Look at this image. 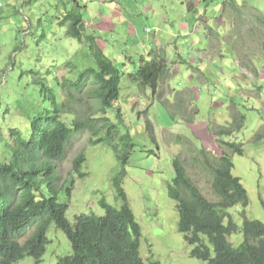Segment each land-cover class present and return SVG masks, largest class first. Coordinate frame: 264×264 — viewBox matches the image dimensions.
I'll list each match as a JSON object with an SVG mask.
<instances>
[{"label":"rangeland","instance_id":"374dc122","mask_svg":"<svg viewBox=\"0 0 264 264\" xmlns=\"http://www.w3.org/2000/svg\"><path fill=\"white\" fill-rule=\"evenodd\" d=\"M246 1L243 15L247 19L238 21L234 28L233 14L221 6V1L204 7L202 0H0V128L4 134L9 127L26 133L29 117L48 106V99L42 98L40 93V81L51 87L60 99L57 78L64 75L66 67L67 78L71 80H76L84 69L94 67L87 37H94L95 44L124 73L119 100L107 111V116L120 123L122 132L130 130L134 144L122 189L142 231L140 254L145 264H204L192 256L193 246L177 230L176 202L168 196V185L174 177L173 160L179 157L203 195L212 202L217 201L201 176L200 164L193 168V158L204 150L210 155L221 154L226 149L220 140L233 141L244 148L243 155L232 156V174L240 178L246 189L248 206L236 205L226 212L239 227L243 223V212L248 219L264 223V55L259 50L264 41V0ZM236 2L242 5L244 0ZM71 10L80 11L86 22L82 42L66 35L68 21L61 24ZM203 19L204 24L207 20L213 30L222 33L221 37H240L236 43V59L241 68L250 71L249 79L256 83L250 100L239 106V113L244 116L243 125L230 137L215 134L219 125L232 124L234 116L230 109L231 121L225 112L224 118L218 98L214 102L205 98L200 106L195 105L198 120H195L197 115L190 118L188 106L184 114L174 116L175 93L194 86L184 72L175 69L171 81L159 84L155 94L147 90L145 97L140 96L126 76L134 69L129 58L148 57L156 38L216 37L209 31L210 36H207ZM241 47L246 52L241 51ZM245 53L254 60L249 68L241 58ZM160 94L163 102L159 101ZM117 108L122 114L121 122L116 119ZM211 114L214 121H202ZM236 118L238 125L239 117ZM147 122L152 126L155 141L148 136ZM204 131L209 140L195 136ZM89 139L87 131L77 134L67 145L64 159L57 163L61 183L73 180L71 197L64 199L68 205L66 218L70 222L80 214L104 215L101 199L116 209L122 204L112 185V179L121 171L113 150L99 144L92 146ZM3 154H6L5 148L0 145V157ZM80 154L85 157L81 172L86 176L83 177L72 170L73 161ZM47 237L49 244L40 262L26 257L15 264H55L58 257L70 252L66 235L53 225ZM229 241L237 246L242 235H231Z\"/></svg>","mask_w":264,"mask_h":264},{"label":"trees","instance_id":"16d2710c","mask_svg":"<svg viewBox=\"0 0 264 264\" xmlns=\"http://www.w3.org/2000/svg\"><path fill=\"white\" fill-rule=\"evenodd\" d=\"M202 1L204 7L221 1V6L233 14L234 28L238 21L247 19L243 15L246 0L242 5L236 0ZM251 18L255 19L256 15ZM65 21H68L66 35L82 42L86 22L80 11H69L61 24ZM205 21L204 24V19L201 20L207 36H210L209 31L221 37L222 33L213 30ZM239 38L235 41L233 37L226 39L233 42L235 48ZM86 39L90 42L94 67L84 69L76 80L67 78L66 67L64 75L57 78L60 99L51 87L40 81V93L42 98L48 99V106L29 117L26 133L17 127H9L4 134L0 128V145L6 153L0 157V264H15L26 257L40 262L49 244L47 231L51 225L66 235L71 248L68 254L58 257L55 264H145L140 254L142 231L122 189L125 167L134 144L130 130L122 132L120 123L107 116V111L119 100L124 73L95 44L94 37ZM164 46L152 48L148 57L129 58L134 69L126 76L142 97L147 95V90L155 94L159 84L171 81L175 75L172 64L185 62L176 54L170 59ZM263 46L262 40L259 50L264 55ZM240 50L244 49L241 47ZM241 58L246 60L244 65L248 68L254 63L247 53ZM171 92L169 89L168 93ZM175 94L177 110L174 116L184 114L188 106V114L194 119L197 111L189 102L188 94L182 91ZM161 98L160 94L159 101L163 102ZM115 115L121 122L119 108ZM233 115L232 124L220 126L215 134L230 137L240 130L244 116L239 111ZM146 130L149 138L155 141L149 122ZM84 131L89 133L92 146L99 144L113 150L121 171L112 179V185L122 204L116 209L101 199L99 203L105 210L104 215L80 214L70 222L66 218L68 205L64 199L71 197L73 180L61 183L57 163L64 159L72 139ZM220 142L226 149L221 154L210 155L204 150L193 158V168L200 164L201 176L218 198L215 202L208 200L188 176L183 161L179 157L173 160L174 177L168 185V196L176 202L177 230L193 246L192 256L204 264H264V223L248 219L243 212V223L239 227L226 212L236 205L248 206L246 189L240 178L232 174V156L243 155L244 148L233 141ZM84 164L83 154L73 161L72 170L79 177L86 176L81 172ZM237 234L242 235V241L235 246L229 237Z\"/></svg>","mask_w":264,"mask_h":264},{"label":"crops","instance_id":"0c3cea01","mask_svg":"<svg viewBox=\"0 0 264 264\" xmlns=\"http://www.w3.org/2000/svg\"><path fill=\"white\" fill-rule=\"evenodd\" d=\"M185 21L187 22V16ZM166 37L156 38L158 43L154 39L155 46L163 47L170 44L164 46L169 58L172 59L174 54H176L177 58H182L186 61L172 64V71L175 72V69H177L184 72L186 78L193 81L194 86L192 89L185 88L182 90L188 94L191 105L200 106L206 100L205 98L213 102L218 98L220 100L218 105L220 112L223 113L224 118L227 115L230 121L231 105L234 107V112H237L241 102L250 100L252 97L250 94L256 88L255 83L253 84V81L249 79L252 77L250 71L238 66L234 60L231 46L223 41V37ZM171 49H174V51ZM219 80H221V84H219ZM216 94H219V97H214ZM212 116L213 114L203 118L202 121L204 122L205 119V122L210 123L214 121ZM197 117L198 115L195 120H198ZM195 136L202 137L204 141L209 140L206 131L202 135L195 134Z\"/></svg>","mask_w":264,"mask_h":264},{"label":"clouds","instance_id":"9594fccd","mask_svg":"<svg viewBox=\"0 0 264 264\" xmlns=\"http://www.w3.org/2000/svg\"><path fill=\"white\" fill-rule=\"evenodd\" d=\"M250 8V7H249ZM256 9V8H255ZM240 28H241V26H240ZM220 33V32H219ZM232 34H234V31L232 32ZM227 37H224V39H225V42L228 44V45H230L231 46V48H232V51H233V55H234V60L236 61V63L238 64V61H237V59H236V51H235V49H236V46H235V48H234V43L233 42H230V41H228L227 39H226ZM95 39V38H94ZM233 39H234V41L236 40V38L235 37H233ZM238 66H239V64H238ZM245 66H247V65H245ZM251 66V65H250ZM171 69H172V66H171ZM256 71V70H255ZM255 86H256V83H255ZM255 90V89H254ZM254 92V91H253ZM244 106H246V104L244 105ZM230 109H231V114H233V113H236V112H234V107L231 105V107H230ZM238 111H239V108H238ZM230 121H231V119H230ZM227 124V123H226ZM220 126H223V125H219L217 128H216V130L215 131H217V129L220 127ZM145 263V262H144ZM154 264H158V263H154Z\"/></svg>","mask_w":264,"mask_h":264}]
</instances>
